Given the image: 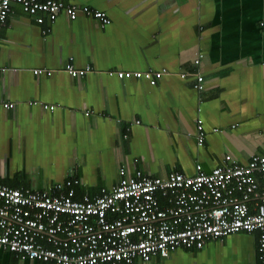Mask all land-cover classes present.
Masks as SVG:
<instances>
[{"label":"crops","instance_id":"1","mask_svg":"<svg viewBox=\"0 0 264 264\" xmlns=\"http://www.w3.org/2000/svg\"><path fill=\"white\" fill-rule=\"evenodd\" d=\"M62 1L104 12L111 24L60 14L38 25L12 7L0 35V102L14 104L0 110L4 185L46 191L74 178L75 191L95 197L117 184L121 168L191 177L225 156L238 164L264 156V0ZM200 54L202 93L192 77ZM67 63L92 72L72 78ZM147 70L166 72L155 86L108 75ZM0 264L45 263L0 251ZM147 264H259L257 239L231 234Z\"/></svg>","mask_w":264,"mask_h":264},{"label":"built area","instance_id":"2","mask_svg":"<svg viewBox=\"0 0 264 264\" xmlns=\"http://www.w3.org/2000/svg\"><path fill=\"white\" fill-rule=\"evenodd\" d=\"M14 5L38 25L51 26L60 14L71 21L79 14L90 16L101 28L111 24L104 12L62 0H0V35L10 27ZM201 58L202 54L194 60L192 73L198 93L205 88L197 71ZM64 72L76 78L92 69H76L67 63ZM165 72L113 71L108 75L142 79L155 86ZM13 106L0 102V110ZM44 108L54 110V106ZM204 138L203 122L197 119L198 147ZM118 175L117 184L108 192L80 198L75 191L79 181L74 178L46 191L11 188L0 181V251L45 264H147L178 249L199 250L211 240L243 232L256 235L257 259L264 264V156H252L246 164L225 156L209 172L196 165L191 177L178 172L163 179L141 171L128 175L124 168Z\"/></svg>","mask_w":264,"mask_h":264},{"label":"trees","instance_id":"3","mask_svg":"<svg viewBox=\"0 0 264 264\" xmlns=\"http://www.w3.org/2000/svg\"><path fill=\"white\" fill-rule=\"evenodd\" d=\"M77 187V186H76ZM81 195L79 194L78 191H76V198H79Z\"/></svg>","mask_w":264,"mask_h":264}]
</instances>
